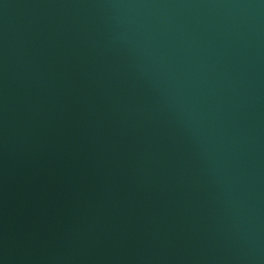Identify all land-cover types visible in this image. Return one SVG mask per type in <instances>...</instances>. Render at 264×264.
Wrapping results in <instances>:
<instances>
[{
  "label": "water",
  "instance_id": "obj_1",
  "mask_svg": "<svg viewBox=\"0 0 264 264\" xmlns=\"http://www.w3.org/2000/svg\"><path fill=\"white\" fill-rule=\"evenodd\" d=\"M0 264H264V0H0Z\"/></svg>",
  "mask_w": 264,
  "mask_h": 264
}]
</instances>
